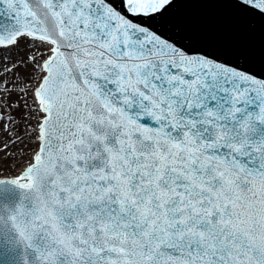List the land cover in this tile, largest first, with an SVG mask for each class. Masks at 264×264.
I'll use <instances>...</instances> for the list:
<instances>
[{
  "label": "snow or ice",
  "instance_id": "1",
  "mask_svg": "<svg viewBox=\"0 0 264 264\" xmlns=\"http://www.w3.org/2000/svg\"><path fill=\"white\" fill-rule=\"evenodd\" d=\"M193 2L0 0V264H264V78L177 39Z\"/></svg>",
  "mask_w": 264,
  "mask_h": 264
},
{
  "label": "water",
  "instance_id": "2",
  "mask_svg": "<svg viewBox=\"0 0 264 264\" xmlns=\"http://www.w3.org/2000/svg\"><path fill=\"white\" fill-rule=\"evenodd\" d=\"M173 13L187 22L183 38L177 37L181 43L264 78V18L210 0L180 3ZM16 198L15 192H7L0 201L11 204Z\"/></svg>",
  "mask_w": 264,
  "mask_h": 264
},
{
  "label": "rangeland",
  "instance_id": "3",
  "mask_svg": "<svg viewBox=\"0 0 264 264\" xmlns=\"http://www.w3.org/2000/svg\"><path fill=\"white\" fill-rule=\"evenodd\" d=\"M23 72V70H21ZM11 103L15 104L17 103L16 97H12ZM5 114L11 112L13 116H15L16 120L19 122L20 120V113L18 111L12 112L10 109H4ZM7 121V115L5 116V122ZM24 126L21 124V127L18 129L21 133H23ZM14 132L17 131V129L13 130ZM15 139V137H12ZM9 141V135L7 133H4L0 131V145H3L4 143ZM21 148H18L16 152H18L17 155L10 156L6 155V153L0 154V177L6 178L7 175L15 174L18 172V169L25 165L27 163L28 156L31 152V148H29L27 145H20ZM6 175V176H5Z\"/></svg>",
  "mask_w": 264,
  "mask_h": 264
},
{
  "label": "bare ground",
  "instance_id": "4",
  "mask_svg": "<svg viewBox=\"0 0 264 264\" xmlns=\"http://www.w3.org/2000/svg\"><path fill=\"white\" fill-rule=\"evenodd\" d=\"M21 147H22V146L18 145V146L15 147V148H9L8 152L6 153V155H10V156L17 155L18 152H16V151H17L18 148H21ZM23 167H24V165H23L22 167H20V169H18V172H17V173L7 175L6 178L9 179V178L17 177V176L20 174V172L22 171ZM5 176H6V175H5ZM4 178H5V177H4Z\"/></svg>",
  "mask_w": 264,
  "mask_h": 264
}]
</instances>
